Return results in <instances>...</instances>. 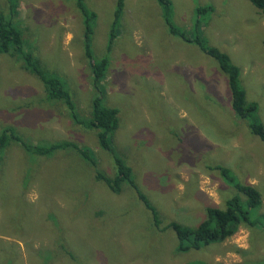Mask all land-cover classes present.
Returning <instances> with one entry per match:
<instances>
[{
	"label": "rangeland",
	"instance_id": "obj_1",
	"mask_svg": "<svg viewBox=\"0 0 264 264\" xmlns=\"http://www.w3.org/2000/svg\"><path fill=\"white\" fill-rule=\"evenodd\" d=\"M116 1L84 0L97 13L92 58L109 59L98 91L84 56L76 0H19L11 18L42 67L66 83L78 118L90 117L96 96L118 109L112 147L156 207L159 229L128 183L114 194L95 180L96 172H115L97 132L75 123L62 102L47 100L18 57L0 54V130L12 126L33 145L74 141L94 159L84 161L71 148L28 156L16 142L3 151L0 264H76L59 240L81 264H264L261 225H240L222 242L188 253L176 251L171 229L159 231L172 221L196 227L207 207H224L235 191L208 169L217 164L260 191L252 220L264 218V144L234 114L227 76L194 44L169 36L156 0H124L107 51ZM171 1L172 21L188 36L195 7L213 6L198 28L239 67L247 101L257 104L264 124V17L249 0ZM0 7L7 10L6 0Z\"/></svg>",
	"mask_w": 264,
	"mask_h": 264
},
{
	"label": "trees",
	"instance_id": "obj_2",
	"mask_svg": "<svg viewBox=\"0 0 264 264\" xmlns=\"http://www.w3.org/2000/svg\"><path fill=\"white\" fill-rule=\"evenodd\" d=\"M18 1L19 0H6V11H3L0 7V54L18 57L23 62V70L36 77L41 83L47 100L62 102L75 123L97 132L95 134L98 146L111 154L115 172L112 177L96 172L95 180L103 182L114 194H119L121 192V185L123 182L128 183L136 192L143 207L150 212L154 227L159 229L161 221L156 207L134 182L132 168L125 163L124 159L112 147L111 140L119 125L118 109L105 106L100 97L96 96L92 102L90 117L85 120L77 117L75 102L73 101L69 89L66 88V83H64L57 74L42 67L40 60L26 45V40L23 39L20 29L14 24L11 17L16 13ZM249 1L264 17V0ZM156 3L160 7L162 22L169 36L176 37L184 43L194 44L206 57L213 59L219 70L227 76L228 88L231 96V108L234 114L246 124L249 133L256 136L264 144V124L257 116V104L247 101L246 91L240 81L239 67L232 62L227 53L211 45L198 28L201 17L203 18L211 13L213 11V6L209 4L195 7L197 19L192 26L194 30L188 36L186 30L179 29L172 21V1L156 0ZM76 4L82 19L84 56L89 63L93 83L98 91L100 88L99 83L105 77L109 59L106 55L98 60L95 58L93 60L90 44H92L97 13L90 9L84 0H76ZM123 13L124 0H117L108 31L107 51L111 49L114 43L116 37L115 33L119 28V22ZM15 142L20 143L23 147V151L27 155L29 153L30 156L46 157L57 150L71 148L78 153L84 161L91 164L94 163L92 152L74 141H56L53 143L35 145L28 144L18 135L12 126H5L0 130V163L2 161L3 151ZM208 169L218 171L222 180L227 185L231 186L235 192L231 197L226 199L223 208L207 207L205 209V220L201 221L196 227H186L178 222L172 221L168 223L165 228L159 230L164 231L165 229H171L174 232L178 242L176 248L178 253L199 251L210 244L222 242L234 234L240 225L250 227L261 225L264 227V223H259V220L264 222V218H255V220H252L253 210H256L260 205V191L252 185L241 183L240 179L229 168L223 165L217 164L208 166ZM34 173L33 170V178L35 175ZM29 174L30 173L27 171V176ZM32 179H30V181ZM59 246L69 259L76 264H81L78 263V259L75 258L71 252L63 247L61 240H59ZM192 264L205 263L195 262Z\"/></svg>",
	"mask_w": 264,
	"mask_h": 264
}]
</instances>
